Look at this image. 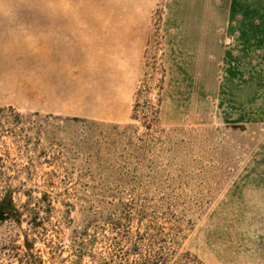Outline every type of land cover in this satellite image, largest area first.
<instances>
[{
	"label": "rangeland",
	"instance_id": "374dc122",
	"mask_svg": "<svg viewBox=\"0 0 264 264\" xmlns=\"http://www.w3.org/2000/svg\"><path fill=\"white\" fill-rule=\"evenodd\" d=\"M0 264H264V0H0Z\"/></svg>",
	"mask_w": 264,
	"mask_h": 264
}]
</instances>
